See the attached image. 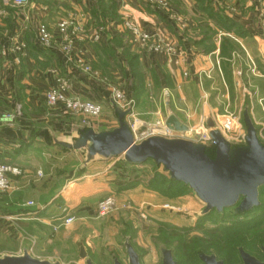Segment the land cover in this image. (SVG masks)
<instances>
[{
    "label": "crops",
    "instance_id": "crops-1",
    "mask_svg": "<svg viewBox=\"0 0 264 264\" xmlns=\"http://www.w3.org/2000/svg\"><path fill=\"white\" fill-rule=\"evenodd\" d=\"M8 1L11 0H0V116L12 114L14 120L12 124L0 122V157L11 160L12 165L18 167L22 174L18 178L11 177L12 195L5 203L3 198L0 211L4 213L6 204V210L10 211L8 214L18 221L17 226H22L37 238L35 248L22 245L15 248L19 255L27 250L34 258L33 251L44 252V248L49 245L55 251V248L72 242L75 245L74 250L72 249L75 261L73 264H85L87 248L98 239L93 233L86 235V231L94 228L96 205L103 197L114 194L119 198H130L134 203H142L145 212L149 211L152 216L151 219L161 209L163 202L158 194L140 187L114 192L113 188L121 186L123 182L111 177V165L103 168L99 163L112 162L118 158L97 159L85 165L83 152H66L53 144V139H71L80 129L73 117L63 115L58 108L50 109L45 105L43 93L56 87L58 79L68 82V93L71 96L97 101L102 108L105 100L108 106L111 105L109 97H105L106 91L98 83V78L84 75L67 64L54 48L38 47L34 31L37 23H43L57 41L58 20L73 15L82 18L89 31L101 25L102 28H108L106 35L110 36L105 35V41L116 34L111 29L113 24L108 20L101 19L97 22L90 16V10L95 6L94 0H31L21 10L22 13L30 15V26L34 28L22 37L26 52L19 58V64H16L17 56L9 52V37L16 24L21 21V11L8 6ZM136 1L138 0H131L127 6H119L116 9L117 15L128 16L143 28L177 44L186 54L188 73L187 77H183L182 71L168 64L162 56L150 55L135 47L141 57V64L160 78V85H163L164 80L171 83L170 87H166L169 101L163 105V111H151L149 107L143 114H149L156 122L158 120L163 123L167 117L173 116L187 128H192L191 124L199 125L204 122L207 128L209 122L213 123L212 118L215 115L230 111L232 105L235 112L242 110L243 114L244 99H231L230 91L241 95L260 88L264 95V27L251 15L250 4L246 0H241L242 3L240 0H231L230 7L234 6L235 9L236 6L237 9L236 14L229 19L236 24L238 31H222L214 22L203 20L200 16V20H195L191 27L187 24V30L189 27L191 29L189 32H181L176 25L173 26L176 30L173 35L164 30L166 25L171 24L170 21H164L155 11L146 12L144 4L141 2L143 6L138 5ZM179 2V9L183 7L181 14L187 13L184 10L195 13L196 6L193 1ZM200 29H209V34H202ZM98 48L89 44L77 45L74 49L84 52L92 70L98 59H102ZM4 50L7 51L5 60ZM252 67L256 69L255 72ZM236 72L240 73L239 81L236 80ZM94 75H97L96 71ZM260 100L264 101V96ZM246 102L250 105L252 101L246 98ZM141 107L142 103H139L132 108V112L141 111ZM253 109L252 105L250 115L254 122L256 117ZM126 120L127 123L130 122V116ZM78 172L80 175L76 176ZM29 202L33 206L27 207ZM63 207L67 208L65 214L62 213ZM18 210L22 212L16 213ZM1 216L0 235L10 237V234L13 235L20 229L14 227L7 234L4 218ZM68 217L73 218L72 225L68 228L59 227L57 234L52 235V227L59 226ZM16 235L21 239L20 234ZM6 248L9 246L6 245ZM6 255L19 256L11 252L4 254Z\"/></svg>",
    "mask_w": 264,
    "mask_h": 264
},
{
    "label": "rangeland",
    "instance_id": "rangeland-1",
    "mask_svg": "<svg viewBox=\"0 0 264 264\" xmlns=\"http://www.w3.org/2000/svg\"><path fill=\"white\" fill-rule=\"evenodd\" d=\"M27 1L29 4L31 0H27ZM130 1L131 0L104 1L105 11H107L108 13L107 18L111 16L112 7H114V9L116 10L121 5L127 6L128 2ZM138 1H136L138 5H142L141 2H143L149 5L150 7H153L154 10L157 11L159 17L161 16L162 19L163 18L165 19L164 21H172L171 15L169 13L159 12L157 9H155L154 5L149 3L148 0H138ZM165 1L170 5L173 15H176L178 17L179 16L183 17L185 19V22H187V24L190 27L195 20L197 19L200 20V16L204 9L202 7L207 6L209 9H211L210 11L220 14L222 18L223 17L229 18L231 15L232 16L235 15L236 14L235 11L237 9L236 6L235 9L233 8L234 6L232 8L230 7L231 6L230 4L232 2L231 0H198V1L190 0L191 3L193 1L194 5L196 6L195 13L191 14L190 11L184 10V12L187 13L183 15L180 13V10L183 9V7L181 6V8L179 9L180 7L179 0H165ZM240 3H242V1ZM246 3L250 4L249 7L251 8V15L253 14L255 21H257L259 16L256 15V13L258 7L260 8H262V6L264 7V0H262L263 5H258V4L256 5L255 3L252 2V0H246ZM235 5L237 4L235 3ZM117 18H118V23L120 24H114L115 21L113 22L109 21L110 24H114L115 26H118L121 25V23L124 20H132L130 17L125 15H120ZM157 20L161 21V19L159 18H157ZM133 22L141 27V24L137 23L136 21ZM173 26H175V24L172 23L168 24V26L166 25V28L164 30L167 31L168 34L173 35V31H176ZM190 27L188 30H187V26L183 29L180 28L178 30L181 32L187 30L189 32L191 30ZM200 31L202 34H206V35L209 34L208 33L209 31L203 29H200ZM103 35H104L103 41H105V39L107 38L106 36H110V35H106L105 30H103ZM127 36L129 35L126 34L119 36L120 48L124 47L125 44L128 45L130 44L128 41L129 38ZM124 57L125 60L123 58L120 64L121 70L116 69L115 72L106 65L103 66L99 65V68L101 69L103 75L99 71H96L94 69H92V73H95L96 71L97 75L95 76V78L99 79L98 83H100L103 89L106 91V95H107V96L105 95L106 98L110 96L108 89L117 86L120 89H122L127 100L131 102L132 108L133 107L135 108L136 106H138L139 103H142L141 111H136V113L134 112L133 115L130 116V123L131 122L134 123L135 131H136L135 135L138 136V134L141 131H143L145 128L147 127L154 128L157 122H160L159 124L162 123L164 125L163 122L158 120L156 122V120L152 118L149 114L145 115L143 114V112H146L145 109H148L149 107L151 111H155V110L157 111L158 109L159 111L160 110L163 111L162 108L163 105H165L166 102L169 101L167 100L169 93L166 90L167 87L166 83L167 84H171V83L170 81L168 83L164 80V83L161 86L159 84V81H157L155 77L150 76L149 68L140 64L141 62H136V64L133 65L132 68H130L128 65H126V61L129 58H127L126 56ZM128 57L132 58V56H128ZM139 59L141 61V58ZM255 64H257L256 61ZM251 65H253V63H251ZM134 69H137L135 73L133 72ZM253 70L254 72L256 71V69L252 67V71ZM235 75L237 77L236 80L239 81L240 73L236 72ZM133 84L135 86V90H133ZM134 91H137V93L134 94ZM162 91L165 92V95L162 93ZM238 95L239 97H237ZM229 96L231 97V99H240V97H242V99H244L242 109L248 106L250 110L251 106L253 105L254 107L253 113L256 118H254L255 120L254 122L252 121V123L256 129L257 137L259 141L262 144H264V101L260 100V97L262 98L264 96L262 89L258 88V90H252L249 91L248 93H243L241 95L236 91L234 92L230 91ZM246 98L252 101L250 105L249 104L247 105ZM170 102L172 103V100H170ZM102 103H103V110L101 116L96 120L90 121V126H92V128L97 132L111 130L117 126L111 107L108 106L107 100H105V102ZM229 110L230 111H225V112H229L231 114H235L239 116L240 124L242 126V129H244L242 124V110L241 112L240 111L235 112L236 110L234 109L233 105L229 108ZM73 118L79 125L81 119L77 116ZM201 125H205L204 122L200 123L199 125L191 124L190 126L192 128H195ZM139 138L140 137H137V139ZM164 139L168 141H174L173 138L164 137ZM120 161L121 160L116 159L112 162L103 161L99 164H101L103 168H105L106 166L108 167L109 165H111V168H113L115 165L119 164ZM152 167L153 166H151V164H146L138 168L127 169L125 173L126 179L122 180L123 184H121V186L119 187H114V188L112 187V188L113 191L116 193L119 192L120 190L121 191L127 189L131 190L137 187H140L142 190H148V191L150 190L151 192L152 190H156L157 192L154 193L158 194L162 198L163 204L161 203L160 205L161 209L156 213H154L153 218L151 219L150 217L152 216H150L149 211L145 212V207L144 205H142V203H138V202L134 203L130 198H119L117 195L115 196L114 194H109V196L113 197L116 202L115 210L103 216H99L98 213L96 212V215L93 217L94 228L86 231V235L87 233H89L90 235L93 233L92 235L98 236V239L94 240V243L90 244V247H88L86 251L87 260H89L92 264H112L114 259L118 260L120 264H127L125 248L123 246V244L127 242V238L132 239V245L135 247L136 251L140 255H142L140 264H161V256L159 253L161 246L158 239L156 241L154 240L158 237L159 228L163 224L168 225L171 229L174 230L178 229L182 231H187L188 236L185 233L180 232L186 239H194L193 237L199 235L198 232L193 230V227L196 225L197 222L196 219L201 214L204 208L203 205L189 191H179L182 189L180 188V186L175 188L172 192L171 191L166 192L165 189L161 187L159 183L154 181V179L150 176V174L153 171ZM158 171L162 172L161 168ZM21 174L19 176L10 175L9 177L10 181H11V177L18 178L21 176ZM117 174L119 173L116 168L115 170H113V173L110 175L113 179H115L114 176L116 177ZM122 174L124 173H121V175ZM79 175H80L79 172L76 173V176ZM11 191L12 189L8 192L0 193V202L3 201L4 198V203H5V200L12 195ZM262 199L264 200V197ZM262 199L260 198V203H262ZM166 204H169V206H171L174 209V211L170 209H165L164 205ZM4 209H6V204H4ZM232 211L233 210L231 209L225 210L222 213V215H220L219 217L217 215H213L209 222L203 224V227H208L209 229H212L214 226L218 225L216 223H218L219 221H223L224 219L237 220L241 223H245V222L253 223L261 215L260 212H256L255 214L251 216L249 215L244 218H233L231 217L233 213ZM66 212H67V208L63 207L62 213L65 214ZM3 214L4 216H1ZM3 214L0 211V216L3 218L5 216H13L8 214L7 212H4ZM214 220H216V222H214ZM16 222L18 221L17 220L9 221L4 219V228L7 229V234L9 230L14 227H16L15 229L18 228L20 229L16 230V232L13 235L10 234L11 235L10 237L6 236L5 234L0 235V258L4 257V254H8L9 252L14 253V255L15 254L19 255V252L16 251L17 249L15 250V248H19V245H22L24 247L31 246L34 248L36 246L35 241L37 238H35L30 232L23 229L21 225H20L21 227H18ZM172 232L173 231L169 230L168 233L171 234ZM16 234H20L21 239L17 237ZM52 235H55V233H52ZM165 235H167V232L166 233L163 232L162 237L168 240L165 237ZM49 240H52V238H49ZM174 240L175 239L171 241L173 242ZM168 241L171 242L170 240ZM6 245H8L9 248H6ZM50 246L51 245L44 248V252H39L38 250L37 253L36 251L35 252L33 251V255L36 257L37 260H45L52 263L55 261H59L60 264H73V262H75L73 261L74 254L72 251V249L74 250L75 245H73L72 242H69L68 244L55 248V251L51 249ZM6 256H10V255H6Z\"/></svg>",
    "mask_w": 264,
    "mask_h": 264
},
{
    "label": "water",
    "instance_id": "water-1",
    "mask_svg": "<svg viewBox=\"0 0 264 264\" xmlns=\"http://www.w3.org/2000/svg\"><path fill=\"white\" fill-rule=\"evenodd\" d=\"M117 127L111 130L95 131L80 128L67 140H55L58 148L85 154L84 164L94 160L122 159L130 165H141L152 161L161 166L169 178L187 186L203 205L202 214L211 210L221 212L238 204L235 212H247L258 205V190L264 186V146L256 136V130L243 113L245 127L243 146H233L226 141L213 125L207 124L209 143H194L173 138L168 141L161 136H151L135 143L127 116L131 109L122 110L110 102ZM164 127L170 131L183 133L187 127L175 117H167ZM208 149L210 153H208ZM127 264H139V259L131 246L126 243ZM264 255V250H263ZM161 264H175L169 251H161ZM242 264H264L240 251ZM204 264H222L213 256H201ZM0 264H59L40 261L31 257L27 250L19 256H4ZM85 264H92L89 260ZM113 264H120L117 260Z\"/></svg>",
    "mask_w": 264,
    "mask_h": 264
},
{
    "label": "built area",
    "instance_id": "built-area-1",
    "mask_svg": "<svg viewBox=\"0 0 264 264\" xmlns=\"http://www.w3.org/2000/svg\"><path fill=\"white\" fill-rule=\"evenodd\" d=\"M150 4L155 6L161 13H169L171 15V23L175 24L179 29L185 28L187 22L181 16L173 15L170 5L165 0H148ZM256 5H263L262 0H252ZM7 5L19 9L21 21L16 24V27L9 37L10 49L9 52L16 55V64H19V58L23 57L26 52V45L22 39L24 33L29 29L31 24V17L28 13H22V8L28 5L27 0H11ZM264 7H258L256 15L258 20L264 27ZM108 28H95L91 31L87 30L82 22V18L69 15L58 20L56 24L57 41L54 40L53 35L43 23H37L35 26V41L38 47L42 49L54 48L63 57L67 64L78 69L82 74L93 76L91 67L87 62L83 51L75 50V46L89 45L91 43H99L103 38V30ZM111 29L116 31H126L130 36V40L134 47L150 55L162 56L165 61L176 69L182 71V76L187 77V57L186 54L174 42L169 41L166 37L158 35L152 30H147L142 26H138L132 20H124L121 25L111 26ZM4 60L7 58V51L3 52ZM56 87L47 90L43 94V100L47 108H58L64 115H74L81 118L80 125L83 128H91L90 121L98 119L102 114V105L97 101L83 100L77 96L69 95V85L64 79H58ZM110 96L109 101L114 103L122 110L131 109L129 116H132V105L127 100L122 89L119 87H111L108 89ZM14 115L2 114L0 122L3 124H12ZM213 129L217 131L229 143H240L243 137V129L240 124V117L225 112L221 115H215L212 118ZM160 122L155 124L154 128H145L138 136L135 135V127L133 122L128 125L131 129L134 142L139 143L151 136H161L165 138H180L194 143L209 142L208 129L201 125L195 128H188L186 132L178 133L170 131L164 127ZM137 137H140L137 139ZM21 171L18 167L13 165L0 164V193L8 192L12 189L11 176H19ZM27 207L33 206L31 202L26 204ZM116 208V202L113 197H105L96 205V212L99 216L106 215ZM165 209H174L169 204L164 205ZM5 220H16L14 216H5ZM73 218H64L59 226H53L52 232L56 233L59 227L68 228L72 225Z\"/></svg>",
    "mask_w": 264,
    "mask_h": 264
},
{
    "label": "trees",
    "instance_id": "trees-1",
    "mask_svg": "<svg viewBox=\"0 0 264 264\" xmlns=\"http://www.w3.org/2000/svg\"><path fill=\"white\" fill-rule=\"evenodd\" d=\"M104 1L106 0H94L95 6L93 9L90 10V13H89L90 16L97 22H99L101 19L102 20L105 19L110 22L115 21L114 24H120L118 23V18H117L118 15L114 7L111 8L112 9L111 16L107 18L108 13L107 11H105ZM143 4L145 6L144 8L146 12L153 13V11H155L157 13V11L154 10L153 7H150L149 5L145 3ZM202 8H204L201 14L202 19L206 21L214 22L216 27H218L222 31H230L231 29L238 31L236 24L230 22L229 18L227 17L222 18L220 14L210 11L211 9H209L207 6L202 7ZM101 26H98V27H101ZM32 28H34V26L33 27L30 26L29 29L24 33V35L27 34V32L30 31ZM114 31L116 35L112 36L109 40L103 41V38H104L103 36V38L101 39L99 43H91V45L96 46L97 48L98 47L100 48L98 49L100 50L101 55H102V59L99 58L98 62L95 65H93L92 69L99 71L101 74H102V71L99 68V65L101 66L106 65L110 69L116 72V69L121 68L120 64L123 58L125 60L124 56L129 58L126 61V65H128L130 68H132V66L135 65L136 62H140L139 58L141 57L140 55H138V51L133 46L130 40L131 39L130 36H127L129 38L128 40L130 43L129 45L125 44V46L121 48L119 46L120 45L119 36L126 35V34L129 35L128 32L126 31L118 32L116 30ZM207 31H209V29H207ZM128 56H132V58ZM136 70L137 69H134L133 72L135 73ZM149 72H150V76L155 77L156 80L159 81V84H161L160 78L156 74H154L152 71H149ZM166 85L170 87V84L166 83ZM133 90H135L134 84H133ZM136 93L137 91H134V94ZM243 113H246L248 118L252 122V118H251L250 110L248 106L244 108ZM68 116L76 117L74 115H68ZM242 124H243V119H242ZM78 127L83 128L81 127L80 124L78 125ZM243 127H244V124H243ZM256 136H257V132H256ZM244 137H245V127L243 129V137H242L241 142L235 143V144L230 143V144L233 146H243ZM205 144L208 145L210 143L205 142ZM260 144L262 143L260 142ZM262 145L264 146V144ZM207 152L210 153V150L208 149ZM119 160H121L119 164L115 165L113 168L110 169V174H112L113 170L117 168L118 173L120 174V175L117 174L116 177L114 176L115 180L117 181H122L126 179L125 173L127 169H132V168L134 169V168H138L140 166L146 165V164H151V166H153L152 167L153 171L150 174V176L154 179V181L159 183L160 186L163 187L166 192H169V191L172 192L175 188L180 186V188L182 189L179 191H189L190 193H192L191 190L187 186H185L183 183L175 182L171 180L168 174L163 171L161 166L155 165L152 161H147L141 165H130V164L125 163L122 159H119ZM0 164L12 165V162L11 160H4L3 157H0ZM160 168L162 172L158 171ZM121 173H124V174L121 175ZM152 192H157V191L152 190ZM263 197H264V186L258 190V205L256 207H253L247 212H243V213L235 212V209L237 208L238 204H236L235 206L231 208L223 209L221 212H217L214 209L209 211L206 214H202L201 212V214L196 219L197 220L196 225L193 227V230L198 232L199 234L193 237L194 239H186L180 233V232H183L188 236L187 231H182L178 229L174 230V229H171L168 225H165V224L161 225L159 228L160 234L158 231V237L154 240L156 241L158 239L160 243V246H161L159 250L160 256H161V251L166 250L170 252L171 257L175 264H204L201 260L202 255L213 256L215 257L216 261L222 262V264H242L241 257H240V251H243L244 253L255 258L259 262H264V255H263V250H264V200L262 199ZM260 198L262 199V203H260ZM6 209H4V212L9 213L10 211H7ZM228 209L233 210L232 211L233 213L231 215V217L233 218H244L249 215L251 216L255 214L256 212H260L261 215L253 223H248V222L241 223L237 220L224 219L223 221H219L218 223H216L218 225L214 226L212 229H209L208 227H203V224L206 222H209L213 215H217L219 217L220 215H222V213L225 210H228ZM21 212H22L21 210L16 211V213H21ZM214 222H216V220H214ZM169 230L173 232L169 234L168 233ZM163 232L164 233L167 232V235H165V237L168 240L170 241L173 239L175 240L173 242L172 241L169 242L168 240L164 239L162 237ZM126 243H128L131 246L134 253L138 257L139 264H140L142 255H140L136 251L135 247L132 245V239L127 238ZM125 244H123L124 248H125ZM125 255H126V248H125ZM161 263H162V257H161Z\"/></svg>",
    "mask_w": 264,
    "mask_h": 264
}]
</instances>
